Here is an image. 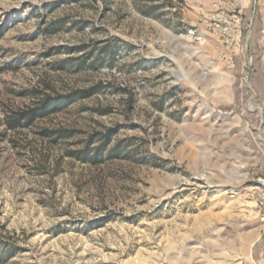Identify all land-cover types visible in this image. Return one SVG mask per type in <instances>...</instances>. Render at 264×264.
Masks as SVG:
<instances>
[{"label":"rangeland","instance_id":"rangeland-1","mask_svg":"<svg viewBox=\"0 0 264 264\" xmlns=\"http://www.w3.org/2000/svg\"><path fill=\"white\" fill-rule=\"evenodd\" d=\"M0 264H264V0H0Z\"/></svg>","mask_w":264,"mask_h":264},{"label":"trees","instance_id":"trees-1","mask_svg":"<svg viewBox=\"0 0 264 264\" xmlns=\"http://www.w3.org/2000/svg\"><path fill=\"white\" fill-rule=\"evenodd\" d=\"M82 94L91 95L93 93L92 90L80 92ZM69 98L63 96L57 97H46L40 104L35 107L27 108L23 111H19L14 113L7 118V124L9 128L15 129L22 125H31L38 118H45L50 114L59 112L69 105ZM104 142L102 145L96 150L95 155L96 158H102L103 153L106 150L107 145L111 140L110 132L107 133L104 137Z\"/></svg>","mask_w":264,"mask_h":264}]
</instances>
